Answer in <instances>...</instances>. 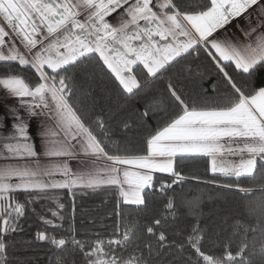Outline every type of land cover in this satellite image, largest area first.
<instances>
[{
    "label": "snow or ice",
    "instance_id": "1",
    "mask_svg": "<svg viewBox=\"0 0 264 264\" xmlns=\"http://www.w3.org/2000/svg\"><path fill=\"white\" fill-rule=\"evenodd\" d=\"M245 19L239 35L228 34ZM260 69L264 0H0V90L17 101L10 125L0 118V129L10 127L0 136V264H11L10 238L29 214L43 225L38 241L67 250L56 264H172L173 249L187 254L182 264H264ZM209 75L211 95L201 86ZM104 76L126 97L152 93L158 81L163 88L138 119L114 126L96 110L93 85ZM133 128L143 129L135 141ZM186 160L203 161L205 177L192 179L241 196L247 216L225 218L224 228L202 223L198 200L178 207L169 191L186 180ZM97 189L115 198L111 230H65L53 194ZM157 193L163 211L132 218L150 212ZM42 201L55 207L40 213ZM180 208L194 223L170 236Z\"/></svg>",
    "mask_w": 264,
    "mask_h": 264
},
{
    "label": "trees",
    "instance_id": "2",
    "mask_svg": "<svg viewBox=\"0 0 264 264\" xmlns=\"http://www.w3.org/2000/svg\"><path fill=\"white\" fill-rule=\"evenodd\" d=\"M257 86L264 84V69H260L255 77ZM216 83L213 75L207 76L202 81V88L210 95L213 92V85ZM192 85H189L191 87ZM93 87L96 90L97 112L101 110L106 117H110V123L116 126L119 120L128 118L130 120L138 119L139 112L144 110V105L152 98V95H159L157 89H162L163 84L157 82L152 93H140L135 97H126L120 94L115 83L107 76L98 77ZM149 126L154 127L155 121L149 119ZM143 129L133 128L127 133V139L135 141L140 139ZM181 169L186 180L174 185V193L170 190L169 195H175L177 205L184 200L199 201L200 219L203 224H211L213 226H222L227 228L224 223L225 218H231L243 214L247 216V209L241 202V196L234 192L221 190L215 185H210L193 180V176L205 177V165L203 161L195 162L186 160L181 164ZM227 182V181H222ZM245 186H255V182L246 181ZM58 196L60 202L64 204L63 215L64 229L67 230L69 225L74 226L75 232L82 236L84 234H92L100 232L104 234L111 230L113 219L111 212L115 204V198L110 190L97 189L96 191L77 190L73 197L67 190H58L53 194ZM259 196V193H256ZM165 197L157 193L153 197L150 205V212L138 213L132 212V218H139L141 222L146 216L159 214L163 211ZM37 211L43 213L48 207H55V201H42L35 205ZM171 219V217L169 218ZM250 222L254 223L255 218L252 217ZM194 219L189 215L187 209L180 208V216L176 223L169 226L170 236L174 235L176 230H190ZM22 231L14 234L10 239L12 247L9 249L11 264H56L58 257L66 256V251H59L47 242H41L36 239V233L43 230L38 216L29 214L27 219L21 222ZM187 259V254H181L178 250L173 249L166 253V260L172 264H182ZM71 258H69V261Z\"/></svg>",
    "mask_w": 264,
    "mask_h": 264
},
{
    "label": "crops",
    "instance_id": "3",
    "mask_svg": "<svg viewBox=\"0 0 264 264\" xmlns=\"http://www.w3.org/2000/svg\"><path fill=\"white\" fill-rule=\"evenodd\" d=\"M246 26V19L245 20H237L234 21L232 25L228 27V34L231 35H239V28L237 26ZM17 101L15 98L9 97L4 90H0V118L4 120L5 125H10L11 120L9 116V111L12 106H15ZM39 121H32V130L36 132L33 139L39 145L40 138H39ZM10 131V127H5L0 129V136L8 134ZM69 164L73 169H78L80 167L78 161H69Z\"/></svg>",
    "mask_w": 264,
    "mask_h": 264
}]
</instances>
